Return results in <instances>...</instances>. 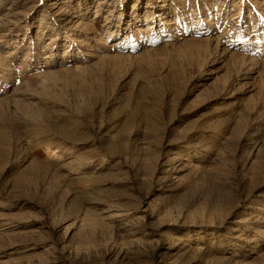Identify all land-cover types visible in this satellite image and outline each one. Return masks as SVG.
<instances>
[{"label":"rangeland","instance_id":"rangeland-1","mask_svg":"<svg viewBox=\"0 0 264 264\" xmlns=\"http://www.w3.org/2000/svg\"><path fill=\"white\" fill-rule=\"evenodd\" d=\"M0 264H264V0H0Z\"/></svg>","mask_w":264,"mask_h":264}]
</instances>
